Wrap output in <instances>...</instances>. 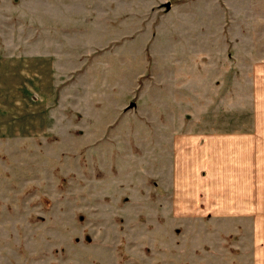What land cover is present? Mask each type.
<instances>
[{
	"label": "rangeland",
	"instance_id": "rangeland-1",
	"mask_svg": "<svg viewBox=\"0 0 264 264\" xmlns=\"http://www.w3.org/2000/svg\"><path fill=\"white\" fill-rule=\"evenodd\" d=\"M190 1L0 0V264H264V126L214 137L264 124V89L203 105L202 76L189 82L175 115L195 122L168 138L111 120L152 34L165 46L160 14ZM257 1L245 15L263 20Z\"/></svg>",
	"mask_w": 264,
	"mask_h": 264
},
{
	"label": "crops",
	"instance_id": "crops-1",
	"mask_svg": "<svg viewBox=\"0 0 264 264\" xmlns=\"http://www.w3.org/2000/svg\"><path fill=\"white\" fill-rule=\"evenodd\" d=\"M261 6L257 0H191L170 4L160 14V21L167 19L170 25L166 27L165 46L160 44L162 40L158 34H152L147 45L150 53L143 54L149 69L141 70L139 74L134 71L138 78L127 92L131 101L114 106L115 114L111 120L120 119L117 127L123 130L130 129L128 123L134 122L145 128L160 124L159 131L151 132L161 133V138L167 134L165 138H168L171 134L168 132L169 123L195 122L193 118L189 119L188 114L180 119L175 114L181 109L183 112L184 108L189 113L193 93L189 82L198 83L201 76L204 88L198 90L200 104L204 105L206 99L214 95L221 99L227 91L230 95L228 100L237 99L241 93L243 97L252 99L255 92L264 89V60L255 61L254 54L255 45L264 42V39L260 40L259 33L264 19L246 16L245 13L246 9L253 12L260 10ZM180 25L183 29L178 34ZM259 50L256 58H264L263 50ZM146 74L149 75L147 78ZM239 76L245 84V90L240 93L233 84L239 81ZM140 80L141 84L138 83ZM261 93L264 98V91ZM253 117L242 121L245 124L240 127L245 130L237 126H233V130L228 125L224 129L222 127V131L219 129V134L214 137L237 143L257 137L255 133H259L264 124L261 119L259 124L253 125ZM106 120L105 131L111 121L110 118ZM250 125L252 127H248ZM179 133L184 134L185 131L181 130L177 135Z\"/></svg>",
	"mask_w": 264,
	"mask_h": 264
}]
</instances>
